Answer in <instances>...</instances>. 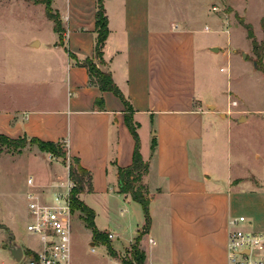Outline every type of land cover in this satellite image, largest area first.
I'll return each mask as SVG.
<instances>
[{
  "label": "crops",
  "instance_id": "1",
  "mask_svg": "<svg viewBox=\"0 0 264 264\" xmlns=\"http://www.w3.org/2000/svg\"><path fill=\"white\" fill-rule=\"evenodd\" d=\"M226 3L234 7L230 0ZM160 4L162 0H104L110 30L103 48L104 68L131 105L130 111L113 92L91 83L87 68L77 64L94 56L97 0H67V15L62 7L54 8L68 29L63 26L62 37L53 30L46 39L36 29L22 43V55L5 51L10 33L0 30V95L8 103L0 108V134L64 142L69 156L78 158L92 175V190L81 193L80 199L95 211L97 228L111 233L109 241L120 251L145 224L141 205L119 191L118 168L132 163L135 149L126 121L130 114L141 154L148 162L144 182L151 198L152 223L141 240L145 264H223L233 218L244 215L255 229H264V155L257 145L262 141L248 145L239 131L250 119L249 110L237 109L238 92L228 83L224 88L213 81L204 62L223 47L217 40L201 38L200 33L229 34L228 15L217 13L214 29H199L191 20H172L161 7L155 9ZM227 44L222 51L228 61L244 52L237 47L229 50V39ZM215 46L218 52L211 49ZM41 67L45 77H36ZM39 85L50 86L49 104H41L42 99L35 96ZM61 86L66 88L67 100L59 108L51 102L58 99ZM230 94L238 102L235 108L230 106ZM98 98L103 99L102 108L96 104ZM69 113L83 117L74 126ZM250 113L264 130V110ZM235 129L240 148L236 158ZM39 154L50 160V169L46 176L40 172L28 177L34 180L33 185L27 183L28 192L51 201L56 192L66 189L69 168L47 153ZM54 161L62 164L65 175ZM8 230L23 251L35 253L43 248L36 236L41 245L24 249ZM90 239L91 246H102L109 261L115 262L117 257L100 240L95 242L92 231ZM4 249L11 258L9 264H20Z\"/></svg>",
  "mask_w": 264,
  "mask_h": 264
},
{
  "label": "rangeland",
  "instance_id": "2",
  "mask_svg": "<svg viewBox=\"0 0 264 264\" xmlns=\"http://www.w3.org/2000/svg\"><path fill=\"white\" fill-rule=\"evenodd\" d=\"M230 1L233 3L234 7L228 6L226 0H162L163 4L155 5V9L161 7L164 14L169 16L172 20L176 18L191 20L190 22L197 25L199 29H203L205 26L214 29L216 26L214 18L217 13H226L228 15L231 22L229 34L204 31L200 33L201 38L219 41V44L223 47L222 50L228 46L227 43L229 39L231 44L228 47L229 50L230 48L233 50L232 48L234 47L241 48L247 53V58H244L243 55L239 53L234 55V59L228 61L226 56L227 53H223L221 50L218 55L206 58L204 62L211 72L210 78H212L213 81L218 83L221 82L220 85L222 84L224 88H226L228 83L230 89L232 88L233 91L236 90L238 92L241 101L237 109L249 110L250 116L249 121L244 125V129H240L239 132L242 133L245 140L249 141L248 145L250 143L252 145L254 141L259 142V140H261L262 143L259 142L257 145L264 155L263 126L257 124L255 118L252 117L253 113H250L259 109L264 110V51L262 47L264 31L262 23L261 28L259 21L260 16L264 17V0ZM59 6L62 7L63 13L67 15V0H55L52 4L53 8H59ZM214 8H216V10H214ZM243 21L251 24L255 39L260 46L258 49L254 48L253 40L248 37V30L241 25ZM63 26L66 30L68 29L65 23ZM39 28L45 39L50 38L51 34L54 33L53 23L46 16L45 5L43 3L39 2L32 4L29 0H0V30L10 33L9 37L5 38L8 42L5 51H7L10 56L22 55V43ZM233 54L235 53L233 52ZM253 60H257V68H254V64L252 63ZM220 68H223V71H225L220 72ZM229 73L230 78H228ZM35 74L36 77H45L42 67L39 71H35ZM10 75L13 76L15 73L11 72ZM2 88L3 87L0 85V91ZM9 89L11 90L12 86H9ZM50 90V86H38L35 96L42 99L41 104H49V100L46 99L50 94ZM57 98L58 99L51 102V104H56L59 108L64 107L67 100L66 88L63 86L59 87ZM6 99L7 98L0 95V108H2L3 104L4 106L8 104ZM24 103L26 102L23 101V104ZM234 108H232V110ZM69 114H73L72 125L74 126V121L83 117L78 114L75 115V113ZM236 133V129L235 132L232 131L233 156L235 158L237 157L236 155L239 154L240 149L239 142L236 140ZM19 138H26L23 148H17V144H0V264H9V262H11L8 251L2 247L3 242H6L7 245L14 243L8 228L14 232L24 249L28 246L38 248L41 245L39 239L27 230L28 216L25 214L26 193L29 191L27 178L31 175L35 176L40 172L43 176H46L45 173L50 169V160H44L39 153L53 155L41 151L39 146L31 141L32 138L21 136L14 139ZM21 144L22 143H20V145ZM61 150L67 152V163H69L70 160L72 162V157L69 156L68 148L65 143L62 145ZM247 153L249 155L251 153L248 151L246 152L245 155L248 159L249 156ZM53 157L64 161L62 158ZM52 163L55 165L59 164L61 174H64V167L60 162L54 161ZM62 191H64V188H62ZM132 204L137 203L132 201ZM241 212L246 213L243 210L239 211V213ZM71 230V264H122L121 257L129 254L138 236L137 234L128 246H124L120 251H117L118 256L115 262H110L102 246L97 244L94 246L90 245V242H92L90 239L91 231L88 229L82 218L81 212L78 210L73 212ZM7 234L8 237L5 241ZM142 239H144V236ZM146 240L147 237H145V241ZM92 247L95 248V251L91 250ZM24 253L26 254V251Z\"/></svg>",
  "mask_w": 264,
  "mask_h": 264
},
{
  "label": "trees",
  "instance_id": "3",
  "mask_svg": "<svg viewBox=\"0 0 264 264\" xmlns=\"http://www.w3.org/2000/svg\"><path fill=\"white\" fill-rule=\"evenodd\" d=\"M36 3H43L45 5V13L49 20L53 22L54 31L57 32L61 37L65 32L62 24L61 16L57 10L52 7L54 0H34ZM263 31H264V17L261 20ZM242 25L248 30V37L253 40L254 48L258 49L260 46L255 39L254 32L251 24L242 22ZM109 26L108 17L104 7V0H97V11H96V21H95V46H94V56L88 57L82 61H77L79 66L86 67L90 76L91 83L97 85L102 91H111L116 96H118L126 108L130 111L131 105L126 100L124 94L115 84L112 75L109 71L104 70L105 62L103 60V48L105 42L109 36ZM264 51V39L262 43ZM70 55L74 58L73 54ZM260 56V55H259ZM262 57V56H261ZM96 104L99 107H103V99L98 98ZM126 121L129 129L135 139V149L133 153V161L129 166L118 168V179H119V191L121 193L131 195L132 199L138 202L144 212L145 224L142 230L139 231L138 236L132 246V250L127 256L121 257L122 264H145L146 263V253L140 248V241L142 237L148 233L152 218L150 214V194L147 185L144 182V178L148 173V162L143 159L140 150V139L137 133L136 124L133 121V117L127 114ZM26 138L14 139L6 135L0 134V144L5 145H16L17 148L24 147V140ZM31 141L36 143L40 150L43 152L51 153L53 156L62 158L64 163L69 168V178L76 182V187L71 191V207L72 211H80L82 218L85 221L87 227L91 229L93 233V238L95 242L100 240L108 248L109 254L112 257H117L118 253L111 245L108 234L100 231L95 224V211L85 204L79 197V195L85 191L92 190V175L91 173L84 169L80 165L78 158H72L69 163L66 161V151L61 150L64 142L62 141H43L38 138H32ZM20 143H22L20 145ZM153 150L155 149V144H153ZM26 253L30 256H35V253L27 250Z\"/></svg>",
  "mask_w": 264,
  "mask_h": 264
},
{
  "label": "built area",
  "instance_id": "4",
  "mask_svg": "<svg viewBox=\"0 0 264 264\" xmlns=\"http://www.w3.org/2000/svg\"><path fill=\"white\" fill-rule=\"evenodd\" d=\"M216 10V8H214ZM230 96V106L238 102ZM29 185L34 184L32 177ZM76 182L69 178L66 189L56 192L51 201L35 192L27 193V230L40 238L43 248L35 256L23 255L22 264H71L72 216L70 194ZM109 238L113 235L110 233ZM153 243V239L149 240ZM95 251V248H91ZM223 264H264V229L254 228L248 217L240 215L229 223L227 260Z\"/></svg>",
  "mask_w": 264,
  "mask_h": 264
},
{
  "label": "water",
  "instance_id": "5",
  "mask_svg": "<svg viewBox=\"0 0 264 264\" xmlns=\"http://www.w3.org/2000/svg\"><path fill=\"white\" fill-rule=\"evenodd\" d=\"M211 49L215 52H218L217 47H214ZM241 53H242L243 57L246 58L247 54L245 52H241ZM253 64H254V67L257 68V60H253ZM104 70H105V68H104ZM242 119H244V118H242ZM4 248H7L10 251V254L16 260V262L21 261L23 255H24V251H23V248L19 244H17L16 242H14L13 244H9V245L5 244Z\"/></svg>",
  "mask_w": 264,
  "mask_h": 264
}]
</instances>
